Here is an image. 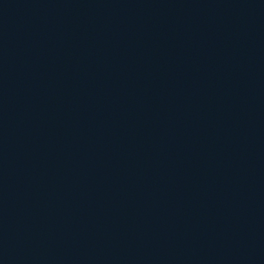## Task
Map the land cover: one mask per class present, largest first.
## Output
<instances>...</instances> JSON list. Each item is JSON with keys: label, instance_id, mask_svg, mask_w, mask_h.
Returning <instances> with one entry per match:
<instances>
[{"label": "water", "instance_id": "water-1", "mask_svg": "<svg viewBox=\"0 0 264 264\" xmlns=\"http://www.w3.org/2000/svg\"><path fill=\"white\" fill-rule=\"evenodd\" d=\"M0 264H264V0H0Z\"/></svg>", "mask_w": 264, "mask_h": 264}]
</instances>
